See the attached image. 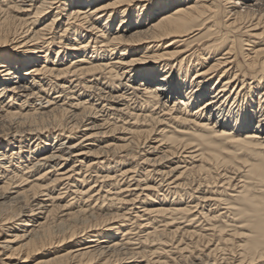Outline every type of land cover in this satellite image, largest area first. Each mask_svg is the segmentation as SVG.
<instances>
[{
    "label": "bare ground",
    "instance_id": "bare-ground-1",
    "mask_svg": "<svg viewBox=\"0 0 264 264\" xmlns=\"http://www.w3.org/2000/svg\"><path fill=\"white\" fill-rule=\"evenodd\" d=\"M0 264H264V0H0Z\"/></svg>",
    "mask_w": 264,
    "mask_h": 264
},
{
    "label": "rangeland",
    "instance_id": "rangeland-1",
    "mask_svg": "<svg viewBox=\"0 0 264 264\" xmlns=\"http://www.w3.org/2000/svg\"><path fill=\"white\" fill-rule=\"evenodd\" d=\"M149 169H151V170L153 169V170H152L153 173H156V172H157L156 169L154 170V168H150V167H149ZM221 170H222V169H221ZM221 170H220V172H221ZM155 171H156V172H155ZM230 171H231V170H230ZM231 172H232V171H231ZM231 172H229L227 175H228V176L231 175V176L233 177L234 174H232ZM88 173H89V174H87V175H91V174H93V173L90 174V172H88ZM235 176H236V175H235ZM90 182H91L90 184H94L93 179L90 180ZM123 183H124V182H123ZM123 183H121V184H123ZM98 184H99V183H97V185H98ZM132 184H134V182H133ZM220 184H222V183H220ZM220 184H218V186H221ZM204 186H205V185H204ZM213 186H214V185H213ZM213 186L210 185V187H213ZM205 189H206V188H205ZM64 195H65V194H64ZM141 197H143V196L141 195ZM71 198H72V197H71ZM71 198H68L67 200H70ZM189 201H190V200H189ZM98 204H99V203H98ZM94 205H95V204H94ZM137 205H138V204H137ZM137 207L140 208V207H142V206H141V205H138ZM158 225H159V224H158ZM196 225H198V224H195V226H196ZM184 226H185V225H184ZM2 236H3V235H2ZM188 262H190V260H189Z\"/></svg>",
    "mask_w": 264,
    "mask_h": 264
}]
</instances>
